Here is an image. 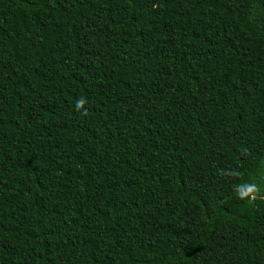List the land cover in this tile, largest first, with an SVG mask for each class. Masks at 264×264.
I'll return each instance as SVG.
<instances>
[{
  "label": "trees",
  "instance_id": "16d2710c",
  "mask_svg": "<svg viewBox=\"0 0 264 264\" xmlns=\"http://www.w3.org/2000/svg\"><path fill=\"white\" fill-rule=\"evenodd\" d=\"M246 183L264 0H0V264H264Z\"/></svg>",
  "mask_w": 264,
  "mask_h": 264
},
{
  "label": "clouds",
  "instance_id": "9594fccd",
  "mask_svg": "<svg viewBox=\"0 0 264 264\" xmlns=\"http://www.w3.org/2000/svg\"><path fill=\"white\" fill-rule=\"evenodd\" d=\"M85 103L86 101L83 98L78 99L76 102V108L78 110L82 109ZM84 114H86V112ZM234 191L240 199H249L251 201H255L258 198L264 199V194L261 193L260 187L254 183H246L236 186Z\"/></svg>",
  "mask_w": 264,
  "mask_h": 264
},
{
  "label": "rangeland",
  "instance_id": "374dc122",
  "mask_svg": "<svg viewBox=\"0 0 264 264\" xmlns=\"http://www.w3.org/2000/svg\"><path fill=\"white\" fill-rule=\"evenodd\" d=\"M212 164L210 162H205L204 165H203V169L201 171V173H199L200 175V178H196V183H198V181H202V183H205L204 181H206L207 183H205V185L202 184L203 188H205V190L207 192H210L211 191V183L213 184V180L214 181H221L222 178H221V175L219 174V176H216L213 178V175H206V173H208L209 171H213L212 170ZM212 176V177H211ZM204 179V181L202 180Z\"/></svg>",
  "mask_w": 264,
  "mask_h": 264
}]
</instances>
